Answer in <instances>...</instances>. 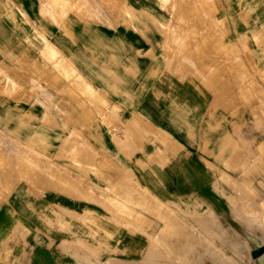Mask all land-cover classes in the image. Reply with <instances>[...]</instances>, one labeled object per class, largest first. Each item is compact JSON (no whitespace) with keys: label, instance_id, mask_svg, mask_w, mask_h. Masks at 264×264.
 Wrapping results in <instances>:
<instances>
[{"label":"rangeland","instance_id":"rangeland-1","mask_svg":"<svg viewBox=\"0 0 264 264\" xmlns=\"http://www.w3.org/2000/svg\"><path fill=\"white\" fill-rule=\"evenodd\" d=\"M97 2L105 11L94 0L24 2V12L0 0V211L19 203L0 228V264H30L38 225L52 245L49 212L38 211L51 193L104 211L101 234L92 213L78 217V245L123 241L109 258L264 264L253 255L264 251V0ZM164 76L204 91L189 100L205 109L159 97L173 108L148 110ZM213 186L237 231L206 209Z\"/></svg>","mask_w":264,"mask_h":264},{"label":"crops","instance_id":"crops-1","mask_svg":"<svg viewBox=\"0 0 264 264\" xmlns=\"http://www.w3.org/2000/svg\"><path fill=\"white\" fill-rule=\"evenodd\" d=\"M9 1V0H8ZM10 1H16L19 2L22 7V12H24V2L30 3L31 1H35L40 3L41 0H10ZM133 3L135 2L136 7H138V11L141 8V4H146L147 0H132ZM96 2V5L98 6V10L100 12L105 11V8L102 5H98L97 0H94ZM30 6V5H29ZM29 13L32 16L39 17L40 15V5L36 6V8L32 9L29 8ZM98 15V14H97ZM105 16L108 15V13L104 14ZM58 32L59 30H54ZM164 82L165 87L160 85L158 83L155 88L153 89L152 93L148 95L149 97H152V102L147 106L148 110L156 109L159 113L160 112H167L171 108H173L171 104H168L165 101H161L157 98L159 97H176V98H183V104L187 109L194 105L196 103V112L201 113L205 109V101H193L189 99H204L208 97L207 94L202 92H193L190 91V89H187L185 87H182L178 83H176L175 79H170L167 76H164L163 79L160 81ZM175 86H178L180 88H175ZM175 88V89H174ZM177 94H176V93ZM190 103L192 105H190ZM203 109V110H202ZM155 111V110H154ZM195 111V110H194ZM156 112V111H155ZM155 120H157L159 123H169V119L166 117H155ZM184 128H187L184 127ZM208 190V189H207ZM209 193V197L206 196V199L209 201L207 202V208L208 210L212 211L214 217H222L224 219H228V226L229 228H232L234 230L237 229L238 222L232 218V215L234 213L235 207L226 200L225 197H222L220 193L216 191V189L211 187L210 190L207 191ZM206 194V192L204 193ZM18 201L14 200L9 203L8 206H5L2 211H0V228L5 229L7 225L12 224V215L15 210L19 209L18 207ZM48 211L49 212V220H51V242L52 245L49 246L48 244H45V230H41V226L38 225L36 228H40V230H37L35 232L36 239H31V241H37V243L41 240V235L43 236V245H40L39 243L32 244L31 246V255H30V264H103L104 262L108 260H113L116 263L124 262V256L123 255H116V258L114 259V256H110L109 258V250H124V242L123 241H117L116 243H109L105 242L102 243L100 241H94L93 243H83L85 246L78 245V237L84 236L87 232L85 229V226H83L79 221L78 217H81L84 215L85 212L92 213L94 215L93 221L96 222L97 225V233L101 234L104 232L110 231V226L108 222V217L105 215L104 211L102 209H98L94 207L93 204L81 202L73 199L72 197L57 194V193H51L47 198L40 203V206L38 207V211L41 210ZM98 223V224H97ZM237 231V230H236ZM119 232V231H118ZM124 234V232L122 231ZM245 237L242 236V239ZM252 242V241H251ZM75 245V246H74ZM78 245V246H77ZM263 245V246H262ZM264 248V243H261L258 247ZM74 248V249H73ZM78 249V250H77ZM83 249V250H82ZM80 250V251H79ZM95 250L94 255L92 254ZM79 251V252H78ZM83 251V252H82ZM99 253V254H97ZM260 258L264 257V251L258 255ZM257 256V257H258Z\"/></svg>","mask_w":264,"mask_h":264},{"label":"bare ground","instance_id":"bare-ground-1","mask_svg":"<svg viewBox=\"0 0 264 264\" xmlns=\"http://www.w3.org/2000/svg\"><path fill=\"white\" fill-rule=\"evenodd\" d=\"M56 63H57V62H56ZM56 63H55V64H56ZM60 64H61V63H60ZM60 64H58V66H59ZM52 65H53V64H52ZM53 66H54V65H53ZM60 66H61V65H60ZM58 68H59V67H58ZM56 70H59V69H56ZM61 70H62V69H61ZM62 71H63V70H62ZM58 72H59V71H58ZM63 73H64V71H63ZM69 73H70V72H69ZM67 74H68V73H67ZM75 74H76V73H75ZM65 75H66V74H65ZM67 77H68V75H67ZM76 78H77V77H76ZM70 80H71V79H69V81H70ZM73 81H74V80H73ZM71 82H72V81H71ZM71 82H70V83H71ZM77 82H78V81H77ZM77 82H76V83H77ZM79 83H80V82H78V84H79ZM86 86H87V85H86ZM81 88H82V87H81ZM92 90H93V91H96V90H94V88H92ZM78 91H79V90H78ZM60 101H61V100H60ZM93 102H94V100H93ZM95 102H96V101H95ZM99 107H100V106H99ZM35 139H36V138H35ZM37 140H38V139H37ZM24 142H25V141H24ZM37 144H38V143H37ZM34 152H35V151H34ZM159 160H160V159H159ZM231 163H232V162H231ZM243 164H244V163H243ZM90 165H91V164H90ZM232 165H233V164H232ZM241 165H242V164H241ZM241 165H240V166H241ZM218 172H219V171H218ZM222 176H223V175H222ZM224 176H225V175H224ZM234 184H236V183H234ZM237 185H238V184H237ZM239 191H240V190H239ZM125 192H126V191H125ZM240 195H241V194H239V196H240ZM168 201H171V200L169 199ZM179 201H180V200H179ZM161 202H162V201H161ZM255 202H256V201H255ZM255 202H254V203H255ZM139 203H141V202H139ZM162 203H163V202H162ZM250 203H251V202H250ZM168 204H169V203H168ZM247 204H248V203H247ZM120 205H121V204H120ZM232 205H233V204H232ZM249 205H250V204H249ZM253 205H254V204H253ZM255 205H258V204L255 203ZM177 206L179 207V204H178ZM237 206H238V205H237ZM248 208H249V207H248ZM130 209H131V208H130ZM251 210H252V209H251ZM241 212H242V211H241ZM166 216H167V215H166ZM196 218H198V217H196ZM241 218H242V217H241ZM166 219H167V218H166ZM176 219H177V218H176ZM199 219H200V218H199ZM207 219H208V218H207ZM247 220H249V219L247 218ZM164 221H165V220H164ZM174 221H175V220H174ZM176 221H177V220H176ZM201 221L203 222V221H205V220H201ZM178 222H179V221H178ZM209 222H210V221H209ZM244 222H245V221H244ZM165 223H166V222H165ZM97 224H98V223H97ZM166 224H168V223H166ZM170 224H173V222L170 223ZM210 224H211V223H210ZM218 224H219V223H218ZM200 225H201V223H200ZM208 225H209V224H208ZM208 225H207V226L203 225V229H204V226H205V228H206V227L208 228V227H209ZM211 225H212V224H211ZM198 226H199V225H198ZM219 226H220V225H219ZM261 226H262V225H261ZM173 227H174V226H172V228H173ZM176 227H177V225H176ZM176 227H175V228H176ZM181 227H182V226H181ZM220 227H221V226H220ZM173 229H174V228H173ZM186 229H187V228H186ZM178 230H179V226H178L177 231H178ZM180 230H181V229H180ZM182 230H183V229H182ZM210 230L213 231L212 234L215 233L214 230H212V229H210ZM221 230H222V228H221ZM164 231H165V229H164ZM204 231H205V230H204ZM207 232H210V231L208 230ZM220 232L222 233V231H220ZM158 233H159V232H158ZM162 233H163V232H162ZM167 233H168V231H167ZM178 233H179V232H178ZM172 234H173V233H172ZM172 234H171V235H172ZM216 234H218V233H216ZM157 235H158V234H157ZM222 235H223V234H222ZM224 235H225V234H224ZM173 236H174V235H173ZM173 236H172V237H173ZM211 236H213V235H211ZM214 236H215V235H214ZM155 238H156V237H155ZM164 239H165V238H164ZM164 239H163V240H164ZM156 240H157V238H156ZM242 240H243V241H242ZM242 240H241V241H242V243H243V246H244V248H246L249 257L251 258L250 253L252 252L253 247H252V245H251V238H250V235L247 236V237H245V238L242 239ZM153 242H154V241H153ZM155 242H156V241H155ZM230 242H231V241H230ZM262 242L264 243L263 240H262ZM231 243H233V242H231ZM234 243H235V242H234ZM151 244H153V243H151ZM156 244H157V243H156ZM214 244H215V243H214ZM235 244H236V243H235ZM238 244H239V243H238ZM154 245H155V243H154L152 246H154ZM192 245H193V244H192ZM208 245H209V244H208ZM74 246H75V245H74ZM77 246H78V245H77ZM257 246H258V245H257ZM262 246H263V245H262ZM156 247H157V246H156ZM156 247L154 246L155 251L157 250ZM192 247H193V246H192ZM237 247H238V246H237ZM149 248H150V247H149ZM158 248H159V247H158ZM194 248H195V247H194ZM209 248H210V246H209ZM261 248H262V247H260V249H261ZM73 249H74V248H73ZM150 249L153 250V248H150ZM255 249H256V248H255ZM77 250H78V249H77ZM82 250H83V249H82ZM205 250H206V249H205ZM209 250H210V249H209ZM211 250H212V249H211ZM238 250H239V249H238ZM238 250H237V251H238ZM79 251H80V250H79ZM79 251H78V252H79ZM218 251H219V250H218ZM82 252H83V251H82ZM159 252H160V251H157L158 255H159ZM161 252H162V253H161ZM161 252H160V253L163 254V251H161ZM261 252H263V251H256V252H254V254H255V253L260 254ZM94 253H95V250H94V252H93L92 254L94 255ZM151 253H153V251H151ZM155 253H156V252H155ZM222 253H223V252H222ZM217 254H218V253H217ZM239 254H240V253H239ZM254 254H253V255H254ZM146 255H147V253L144 254V256H146ZM158 255H157V256H158ZM164 255H168V254H163V256H164ZM219 255H220V257H223V255L220 254V252H219ZM221 255H222V256H221ZM224 255H226V254H224ZM237 255H238V254H237ZM94 256H95V255H94ZM148 256H150V254H149ZM148 256H147V257H148ZM216 256H217V255H216ZM238 256H239V255H238ZM240 256H241V254H240ZM161 257H162V256H161ZM166 257H167V256H166ZM214 257H215V255H214ZM220 257L218 256L219 259H220ZM224 257H227V256H224ZM228 257H229V256H228ZM238 258H240V257H238ZM242 258H243V257H242ZM149 259H150V258H149ZM149 259L146 261V260H145V257H144L142 260H143V261H146L147 263H146V262H145V263L148 264V263L150 262ZM167 259H169V258H167ZM180 259H181V258H180ZM180 259H179V260H180ZM227 259H228V258H227ZM232 259H233V258H232ZM240 259H241V258H240ZM153 260H154V259H153ZM228 260H229V259H228ZM241 260H242V259H241ZM251 260L254 261L252 258H251ZM148 261H149V262H148ZM154 261H155V260H154ZM159 261H160V260H159ZM170 261H171V259H170ZM170 261H169V262H170ZM173 261H174V260H173ZM176 261L178 262V260H176ZM215 261H216V260H215V258H214V262H215ZM219 261H220V260H219ZM234 261H235V260H234ZM244 261H245V260H244ZM260 261H261V262H260ZM260 261H259V263H264V258H261ZM161 262H162V261H161ZM166 262H167V261H166ZM166 262L163 263V264H166ZM169 262H168V263H169ZM236 262H237V261H236ZM249 262H250V259H249ZM112 263H113V262H112ZM115 263H116V262H115ZM150 263H153V262H150ZM159 263H160V262H159ZM159 263H158V264H159ZM170 263H171V262H170ZM174 263H175V261H174ZM180 263H181V262H180ZM182 263H183V262H182ZM223 263H224V264H234V262H231V261H230V262H225V261H223ZM253 263H254V262H253ZM116 264H138V263H137V262H134V261L125 260L124 262H121V261H120L119 263H116ZM155 264H156V263H155ZM160 264H162V263H160ZM176 264H177V263H176ZM217 264H218V263H217ZM219 264H220V263H219ZM245 264H246V263H245ZM248 264H250V263H248Z\"/></svg>","mask_w":264,"mask_h":264},{"label":"water","instance_id":"water-1","mask_svg":"<svg viewBox=\"0 0 264 264\" xmlns=\"http://www.w3.org/2000/svg\"><path fill=\"white\" fill-rule=\"evenodd\" d=\"M261 253H262V252H261ZM261 253H260V254H261ZM260 254H258V253H255V254H254V257H257V256H258V255H260Z\"/></svg>","mask_w":264,"mask_h":264}]
</instances>
